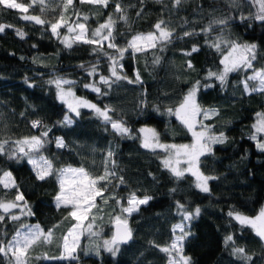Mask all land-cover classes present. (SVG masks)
I'll return each mask as SVG.
<instances>
[{
  "label": "trees",
  "instance_id": "16d2710c",
  "mask_svg": "<svg viewBox=\"0 0 264 264\" xmlns=\"http://www.w3.org/2000/svg\"><path fill=\"white\" fill-rule=\"evenodd\" d=\"M16 2L29 5L31 0ZM116 3L124 8L127 22L119 19ZM257 11L252 0H183L177 8H173V0H110L108 7L74 0L66 12L63 0H46L43 11L37 4L29 7L27 13L0 5V25L5 26L0 32V142L8 141L5 152L0 154V176L11 173L17 186L5 189L0 185V200L15 201L18 190L33 213L20 218L21 222L39 224L45 231L58 225L52 243H39L31 249L30 264H168L169 256L160 248L169 246L180 235L178 229L173 232L178 224L184 225L189 234L183 242V254L191 258V264H243L233 255V247L246 250L251 256L249 264H264V242L250 227L241 226L228 215L232 211L253 217L264 208V151L251 139L257 135L252 126L254 116L264 113V93L245 92L243 81L247 76L241 71L230 72L223 85L215 77L208 78L209 71L223 69L222 53L210 46L221 38L256 44L257 59L251 73L264 68V22L253 18ZM62 13L70 24L77 21L76 13H80L79 20L86 23L89 37L112 16L116 21L115 42L122 47L138 33L155 32L154 25L160 20L174 29L173 38L162 48L125 53L118 73L130 80H135L138 73L140 82L120 80L110 83L111 87L104 86L98 84V79L108 77L111 64L104 52L116 55L115 51L107 47V42L102 51H94L96 45L83 42L71 47L62 45L60 36L51 32V23ZM23 14L40 16L46 23L24 20ZM84 15L89 17L87 21L83 20ZM241 15L249 18L241 20ZM219 19H228V23L214 25L207 33L202 31L212 20ZM185 31L193 35L184 36ZM59 32L63 33L64 28ZM193 47L199 50L192 52ZM221 48L226 53L224 44ZM189 52L191 55H186ZM157 57L159 63H153ZM188 61L192 68L187 67ZM93 67L98 74L91 78ZM56 76L71 81L69 87L76 96L101 109H111V118L122 121L129 134H117L92 109L80 110L78 117L68 112L50 83ZM197 81V103L202 109H215L218 113L211 119L201 116L199 120L211 128L212 134L223 132L226 137L224 143L213 144L212 152L200 158V171L215 177L208 181L209 192L197 188L189 173L177 180L164 168L162 151L141 146L143 134L139 131L154 129L160 143L191 144V133L167 110L174 111ZM86 84L99 87L100 92L86 88ZM66 114L73 118L71 126L61 123ZM33 121H41V126L33 128ZM48 129L38 155L50 160L56 171L67 166L83 167L93 177L99 176L104 173L108 152L113 153L108 168L115 177H110L111 183L103 192L107 203L97 197V207L89 214L97 222L122 215L121 208L128 206L133 193L141 199L151 197L147 204L139 206V211L126 216L132 240L120 246L116 256L100 251L97 255L99 237L95 235L87 237V246L82 243V252L76 251L77 260L55 259L61 255L62 237L75 223L68 217L71 208L55 206L59 193L56 175L38 180L22 153L12 148L16 141L40 136ZM57 137L63 139L64 148L56 147ZM13 152L17 155L10 158ZM178 203L184 208L180 209ZM197 208L199 215L183 219L185 212L194 213ZM19 220L5 216L0 222V240L7 242L12 237L20 227ZM229 235L234 243L226 245L225 237ZM45 254L48 259H38ZM0 264H5L2 255Z\"/></svg>",
  "mask_w": 264,
  "mask_h": 264
},
{
  "label": "snow or ice",
  "instance_id": "6c2138e0",
  "mask_svg": "<svg viewBox=\"0 0 264 264\" xmlns=\"http://www.w3.org/2000/svg\"><path fill=\"white\" fill-rule=\"evenodd\" d=\"M46 0H31L29 5L23 3H18L16 0H0V5H3L7 9H18L22 12L27 13L29 7L34 5H39L41 11L44 10ZM110 0H80V3L98 5L102 7H108ZM161 2V0H157ZM183 0H173V8H177L182 4ZM235 2V0H234ZM254 6L257 7L258 11L254 15V19L264 22V0H252ZM74 0H63V9L66 12L70 6H73ZM115 12L120 13V20L127 22V16L124 14V8L120 3L115 4ZM78 19L74 24H70L64 17L63 13L60 15L56 22L51 23V32L53 35L59 37V29L62 27L67 28L68 33L74 34L71 38L65 35L62 39V43L66 47H71L72 43L83 42L86 44L96 45L97 47L94 51H102L104 48V42H107V47L113 49L116 55H111L104 52V55L108 56L111 61L110 71L111 76L115 78L113 83L120 80H128V83H138L140 82L139 74L137 73L135 80L128 79L127 76L120 75L117 71V67H123L119 64V61L124 58L126 52H131L133 54L146 52L149 49H155L158 46H162L171 43L173 38L174 29H169L164 20H160L154 25L155 32H149L147 34L138 33L127 41L126 46H119L115 42L114 29L116 21L112 16L100 24L94 31L91 32V36H88V29L86 23H82L79 20L80 13H76ZM139 16L140 13L138 12ZM24 20L34 21L36 24H45L46 21L41 19L37 15H24L22 17ZM249 17H244L241 15V20H246ZM88 16L84 15L83 20L87 21ZM228 19L212 20L209 26L202 29L204 32H210L213 30L214 25H226ZM4 25H0V32L4 31ZM18 34L23 37V33L18 31ZM193 35V33L184 32V36ZM226 46V53L222 50L221 45ZM211 47L215 48L218 52L222 53V59L220 64L223 65L222 71L219 72H208V78L215 77L223 85L226 82L227 76L230 72L253 69V61L257 59V45L252 44H239L235 41H224L222 38L214 41L210 44ZM199 49L196 47L192 48V52H196ZM186 55H191V52L186 53ZM153 63H159V58L157 57ZM187 67L192 68L190 61L187 62ZM92 72H95V67H93ZM92 74V73H90ZM100 81L104 84H110L109 77H100ZM251 82V84H250ZM50 83H55L58 90V98L64 104H66L70 113H74L77 117L80 116L81 108H89L94 110L95 114L102 118L106 124H111L112 129L121 136H126L129 134L130 130L125 124L120 120H113L109 115L111 109L105 108L101 109L96 104H93L85 99L76 97L75 93L72 91L71 87L65 89L63 85L71 84V81L57 79L55 81H50ZM210 86V85H208ZM243 86L245 92H261L264 93V68L254 69L253 74L247 76L243 81ZM86 88L91 87L93 91L99 93L100 89L94 85H85ZM199 91V81L188 91V93L183 97L182 102L178 107L173 109H168L170 115H175V117L180 121V123L191 133L193 137V142L191 144H164L159 141V134L151 128H141L139 131L143 133V140L141 146L146 149L155 150L157 148L163 150L167 153V156L162 160L164 168L168 169L171 174L177 179H183L185 173H190L196 178V187L202 192H209L208 181L210 179H215V177H209L204 175L199 168L200 158L212 152V145L217 143H224L226 137L223 132L219 135L212 134L211 128L208 125H204L202 121L198 120L197 117H203V119H211L212 116L218 115L215 109H202L196 101V94ZM257 123L253 125L255 132L264 133V113H257ZM64 126H71L73 124V118L70 115H65L63 121L61 122ZM197 125L200 126V130L197 131ZM41 126V121H33L32 127L38 128ZM50 129L45 130L40 136L25 137L21 140L15 142L17 152L29 156V153H39L41 148L45 144L44 137L48 136ZM257 137L255 134L251 136V139L255 140ZM8 141L0 142V154L5 152L4 145ZM56 146L58 148L65 147L62 138H56ZM257 147L264 151V142H258ZM27 148V151H26ZM17 152H13L10 158H14ZM113 153L111 151L107 154V159L105 160L104 173L99 176L93 177L88 171L83 167L72 168L67 167L60 169L58 171L54 170L53 164L50 160L44 156H29L28 163L33 166L36 171V178L38 180H45L47 177L56 175L57 181L59 183L60 191L55 197L56 207L61 206L65 208H71L68 217L75 220L76 223L69 227L67 234L62 237V252L59 257L55 259L74 261L78 259L76 255L77 248L79 247V241L81 235L84 231H88L91 235H97L93 231V226L95 222V217L89 219V214L91 209L96 208V198L100 197L107 203V198H104L103 192L107 188V184L111 183L110 177H115V172L108 168V162L111 160ZM111 163L115 164L114 161ZM183 163L186 167L181 168L180 165ZM120 183H123V177L119 178ZM105 182V183H102ZM0 185H3L5 189L9 187H17L15 181L11 177V173L4 172L0 176ZM115 199V197H111ZM151 199L149 196L144 198L136 197L135 193L127 200V207H122L121 212L126 213L131 216L133 212L139 211V206L147 204ZM24 197L17 190V195L15 201H2L0 200V212L4 214H10L11 209L17 208L20 205L17 203L23 201ZM119 203V201H117ZM25 202V207H26ZM178 207L183 209L184 206L178 203ZM200 209H195L194 213L185 212L183 215L184 220H190L195 215H199ZM27 215H32L31 209H28ZM228 215L234 218L241 226L250 227L255 235L264 242V208H262L258 215L255 217L244 216L238 212L230 211ZM11 220H19L20 217L16 215H10ZM5 215H0V222H3ZM67 219V217H66ZM88 221L87 225H84V221ZM116 231L110 239L103 241L101 245L105 251L110 253L112 256H116L119 252L120 245L127 243L132 238L131 229L128 227V220L126 217L117 215L114 217ZM58 227L54 226L52 229L45 231L40 227L39 224L31 225H21L23 231L17 229L10 240L5 242L0 240V255L8 258V264H30V251L39 243L50 244L54 239V230ZM179 229L180 235H176L174 240L169 246L160 248V251L164 252L169 256L168 264H191V258L183 254V242L189 235L184 231V225L178 224L173 227V232ZM234 243L233 237L231 235L225 237V244ZM97 247V255L99 254V247ZM173 252L175 256H173ZM233 255H236L243 264H249L251 261V256L247 255L246 250L243 247H233ZM45 254L43 257H38V259H48Z\"/></svg>",
  "mask_w": 264,
  "mask_h": 264
},
{
  "label": "rangeland",
  "instance_id": "374dc122",
  "mask_svg": "<svg viewBox=\"0 0 264 264\" xmlns=\"http://www.w3.org/2000/svg\"><path fill=\"white\" fill-rule=\"evenodd\" d=\"M22 12V11H21ZM24 16V14L22 15V17ZM74 24V23H73ZM62 28H64V32L63 33H61L60 34V42L62 41V39H63V37L65 36V35H67V36H69L70 38L74 35V34H72V33H68L67 32V28L66 27H62ZM156 31V30H155ZM76 43H78V42H76ZM76 43H72V46L74 45V44H76ZM61 44L62 45H64L65 46V44L64 43H62L61 42ZM254 62V61H253ZM252 62V63H253ZM223 66V65H222ZM242 73H246V76H250V75H252L253 73H251V71H252V69H247V70H240ZM91 73L92 74H90L91 75V78H93L96 74H98V71L96 70V68H95V72H92L91 71ZM108 77L110 78V83H113L112 81H114L115 80V78L114 77H112L111 76V71L109 70V75H108ZM57 79H61V80H66V79H63V78H60V77H58V76H56L52 81H55V80H57ZM98 82H100V83H98V84H104V83H102L101 81H100V78L98 79ZM55 88H56V91H57V93H58V90H57V87H56V85H55V83H51ZM250 84H251V82H250ZM107 84H104V86H106ZM63 87L65 88V89H67V88H69V84L68 85H63ZM95 87H97V86H95ZM97 88H99V87H97ZM72 89V88H71ZM88 89H90V90H92V88L91 87H88ZM73 91V90H72ZM93 91V90H92ZM74 92V91H73ZM95 92V91H94ZM248 93H250V92H248ZM76 97H78V96H76ZM80 98V97H79ZM57 99H58V101L60 102V103H62L61 101H60V99L58 98V94H57ZM83 99V98H82ZM65 107H66V109L68 110V108H67V106H66V104H64V103H62ZM82 109H89V108H81L80 110H82ZM94 111V110H93ZM68 112H69V110H68ZM71 114H73V115H75L74 113H71ZM197 119L199 120V117H197ZM257 120H258V117H257V114H255V116H254V122H253V125L254 124H256L257 123ZM252 125V126H253ZM197 126H199V125H197ZM197 131H199L198 129H197ZM257 133V132H256ZM143 134V133H142ZM144 135V134H143ZM192 136V135H191ZM261 136H262V138H261ZM256 139L254 140V142L256 143V145H257V143L258 142H264V133H257V135H256ZM58 138V137H57ZM59 138H61V137H59ZM193 138V137H192ZM64 142V141H63ZM55 145H56V143H55ZM57 147V146H56ZM14 150H17V148H16V145H15V147H12ZM58 148V147H57ZM61 148H64V147H60V149ZM26 150H27V148H26ZM157 150H160V151H162V153L164 154V157H163V159L167 156V153H165L163 150H161V149H159V148H157ZM22 156H23V159L24 160H26V162L28 163V159H29V156H33V157H36V156H40V155H38V153H29V156H25L24 154H22ZM42 156V155H41ZM162 159V160H163ZM29 164V163H28ZM29 166L31 167V169H32V171H33V173L36 175V171L33 169V166L31 165V164H29ZM67 167H69V166H67ZM67 167H64V168H67ZM71 167V166H70ZM180 167L181 168H183V167H186V165H184L183 163H181V165H180ZM64 168H62V169H64ZM72 168H75V167H72ZM185 174H187V173H185ZM190 174V173H189ZM11 177H12V175H11ZM12 179H13V177H12ZM194 179L196 180V178L194 177ZM14 180V179H13ZM58 185H59V183H58ZM3 186V185H2ZM11 188H13V187H9L8 189H11ZM59 191H60V187H59ZM20 206L19 207H17V208H13V209H11V212H10V214H4V213H2V215H5V216H7L8 217V219H10L9 217H10V215H16V216H19L20 218H22V217H28L29 215H27L26 213H27V211H28V208H27V206L25 207V203L23 202V201H19V202H17ZM55 206H56V201H55ZM62 207V206H61ZM121 215V214H120ZM243 215V214H242ZM258 215V214H257ZM121 216H123V217H126L127 216V214L126 213H123ZM244 216H247V215H244ZM92 217H93V215H89V219L91 220L92 219ZM114 217L115 216H113V217H110V218H107V219H105L103 222H97L96 221V219H95V222H94V226H93V231H95L96 233H98L97 234V236L100 238H98V241H99V243H98V246H101L102 244H103V241L104 240H106V239H110L111 237H112V234H113V224L115 223V220H114ZM248 217H250V216H248ZM253 217H255V216H253ZM11 220V219H10ZM19 222H20V227H19V229L20 230H24V229H22L21 228V225H31V226H34L33 224H28V223H25V222H21L20 220H19ZM75 223H76V221H75ZM74 223V224H75ZM87 223H88V221L86 220V221H84V225L86 226L87 225ZM179 230V229H178ZM67 234V233H66ZM14 235V234H13ZM12 235V236H13ZM89 236H94V235H91L88 231H84V233H83V235H81V237H80V241H79V247L77 248V253H80V252H82V247H84L83 246V242L85 243L84 245L85 246H87L88 245V243L90 242V238H87V237H89ZM12 238V237H11ZM10 238V239H11ZM9 239V240H10ZM83 239H84V241H83ZM174 240V239H173ZM99 251L100 252H104V253H107V251H105L104 249H103V247L101 246V247H99ZM61 252H62V248H61ZM77 255V254H76ZM172 255H175V253L173 252V254ZM2 261L5 263V264H8V258L7 257H4V256H2ZM68 261V260H67ZM75 261V260H74Z\"/></svg>",
  "mask_w": 264,
  "mask_h": 264
},
{
  "label": "water",
  "instance_id": "95a60500",
  "mask_svg": "<svg viewBox=\"0 0 264 264\" xmlns=\"http://www.w3.org/2000/svg\"><path fill=\"white\" fill-rule=\"evenodd\" d=\"M128 227H129V225H128ZM115 231H116V225H115V223H114V225H113V234L115 233ZM113 234H112V236H113ZM131 240H132V238H131ZM131 240H129L127 243H123V244H121L120 246L127 245Z\"/></svg>",
  "mask_w": 264,
  "mask_h": 264
}]
</instances>
